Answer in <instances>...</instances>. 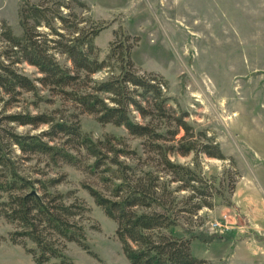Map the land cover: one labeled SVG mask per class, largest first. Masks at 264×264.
<instances>
[{"label":"trees","instance_id":"1","mask_svg":"<svg viewBox=\"0 0 264 264\" xmlns=\"http://www.w3.org/2000/svg\"><path fill=\"white\" fill-rule=\"evenodd\" d=\"M78 9H89L86 0H23L22 33L7 23L0 26L5 42L0 48V217L14 225L10 241L36 264L53 259V264H77L67 255L69 242L91 252L84 222L90 208L76 190L59 188L65 173L50 169L70 164L96 178L97 184L84 181L82 186L116 222V236L132 264H210L193 253V237L172 230L186 216L213 208L221 193L198 170L199 155H227L215 138L188 120L164 77L137 70L129 35L112 42L101 57L95 38L105 26ZM23 63L40 75L22 71ZM102 71L105 77H94ZM44 89L71 103L73 112H10L25 93L35 96L37 105ZM85 113L102 124L124 127L142 139V151L111 133L93 138L82 129ZM42 125L47 128L32 132ZM18 127L30 129L20 132ZM192 153L194 166L172 158ZM33 160L45 165L25 166Z\"/></svg>","mask_w":264,"mask_h":264},{"label":"rangeland","instance_id":"2","mask_svg":"<svg viewBox=\"0 0 264 264\" xmlns=\"http://www.w3.org/2000/svg\"><path fill=\"white\" fill-rule=\"evenodd\" d=\"M134 1L86 0L89 9H78L105 26L95 38L100 56L107 55L112 42L129 35L137 70L164 77L169 93L189 113L188 120L215 138L227 155V159L199 155L198 170L221 193L215 196L213 208L205 206L196 215L186 216L172 231L193 237V253L210 264H264V0H196V13L182 11L177 0H159L154 7L148 6V0H139L138 6ZM22 2L0 0V26L7 23L16 34L22 33ZM3 46L0 36V48ZM60 59L67 62L65 56ZM20 68L32 77L40 75L27 63ZM106 75L102 71L94 77ZM41 93L44 98L37 105V98L25 93L10 112H73L71 103L61 96L47 89ZM177 102L171 101V105L177 107ZM80 120L83 131L93 138L111 133L142 151V139L124 127L102 124L88 113L80 115ZM46 128L42 125L32 132ZM194 157L192 153L172 158L194 166ZM35 165L45 163L33 160L25 166ZM50 169L65 173L66 181L59 188L76 190L90 208L84 222L91 252L69 242L67 255L77 264H132L116 236V222L82 186L84 181L97 184L96 178L70 164ZM13 229V224L0 217V264H36L21 245L10 241ZM195 235L213 240L204 242ZM54 262L57 259L44 264Z\"/></svg>","mask_w":264,"mask_h":264},{"label":"crops","instance_id":"3","mask_svg":"<svg viewBox=\"0 0 264 264\" xmlns=\"http://www.w3.org/2000/svg\"><path fill=\"white\" fill-rule=\"evenodd\" d=\"M162 1V0H161ZM148 6L154 7L159 5V0H148ZM133 3L139 5V0H135ZM177 5L182 11L186 13H196L198 10V5L196 4V0H177Z\"/></svg>","mask_w":264,"mask_h":264}]
</instances>
